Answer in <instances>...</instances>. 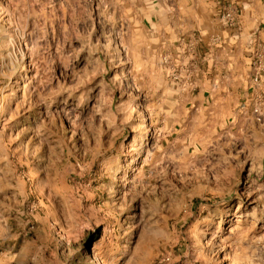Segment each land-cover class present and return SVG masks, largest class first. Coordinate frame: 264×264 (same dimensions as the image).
Here are the masks:
<instances>
[{
    "label": "rangeland",
    "instance_id": "1",
    "mask_svg": "<svg viewBox=\"0 0 264 264\" xmlns=\"http://www.w3.org/2000/svg\"><path fill=\"white\" fill-rule=\"evenodd\" d=\"M252 4L228 66L232 0H0V264H264Z\"/></svg>",
    "mask_w": 264,
    "mask_h": 264
},
{
    "label": "crops",
    "instance_id": "2",
    "mask_svg": "<svg viewBox=\"0 0 264 264\" xmlns=\"http://www.w3.org/2000/svg\"><path fill=\"white\" fill-rule=\"evenodd\" d=\"M233 1L241 4L244 7L241 9V13L238 16L235 24L227 25L226 18L221 16L220 11L218 10L216 17H218L217 22L219 25L205 31H198V37L199 40H201L200 47L213 49L211 44H214L218 53L217 58L222 61L221 63L228 66L233 65L234 60L238 56H241L243 59H245V61L249 60V54L247 53L249 49L247 47L249 46L248 43L251 40L250 34L253 32L249 24L251 22L250 18L253 17L252 3L256 0H232V2ZM184 30L186 31V29ZM185 31H177V33H185ZM173 32L169 31V35L171 34L172 36L174 34V37H176V32ZM213 37H215L214 41L212 40ZM176 38H169L168 43L175 44V42L178 40Z\"/></svg>",
    "mask_w": 264,
    "mask_h": 264
}]
</instances>
